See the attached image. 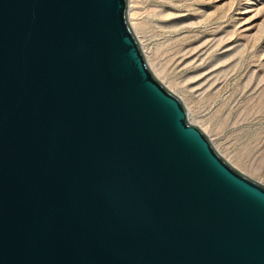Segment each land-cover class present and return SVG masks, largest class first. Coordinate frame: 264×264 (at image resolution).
Instances as JSON below:
<instances>
[{
    "label": "water",
    "instance_id": "95a60500",
    "mask_svg": "<svg viewBox=\"0 0 264 264\" xmlns=\"http://www.w3.org/2000/svg\"><path fill=\"white\" fill-rule=\"evenodd\" d=\"M0 264H264V183L153 73L128 0H0Z\"/></svg>",
    "mask_w": 264,
    "mask_h": 264
},
{
    "label": "rangeland",
    "instance_id": "374dc122",
    "mask_svg": "<svg viewBox=\"0 0 264 264\" xmlns=\"http://www.w3.org/2000/svg\"><path fill=\"white\" fill-rule=\"evenodd\" d=\"M128 18L189 121L264 183V0H128Z\"/></svg>",
    "mask_w": 264,
    "mask_h": 264
}]
</instances>
